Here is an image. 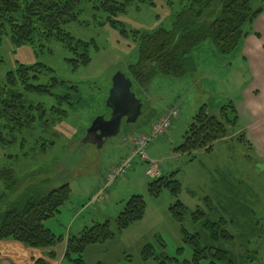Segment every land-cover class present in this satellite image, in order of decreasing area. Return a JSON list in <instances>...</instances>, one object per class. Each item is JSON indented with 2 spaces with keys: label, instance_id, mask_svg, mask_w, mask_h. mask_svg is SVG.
Here are the masks:
<instances>
[{
  "label": "rangeland",
  "instance_id": "1",
  "mask_svg": "<svg viewBox=\"0 0 264 264\" xmlns=\"http://www.w3.org/2000/svg\"><path fill=\"white\" fill-rule=\"evenodd\" d=\"M186 1L134 0L127 14L116 20L128 31L170 30L181 3ZM251 7L258 10L259 1L251 0ZM80 9L79 24H69L65 31L75 42L91 44L90 63L86 67L77 66L72 70L66 61L70 55L65 45L55 39L36 40L31 46L16 47L4 37L0 45V79L18 65L39 63L50 69L59 81L77 90L73 95L74 107L66 120L53 122L47 128L36 124L29 134L23 132L22 139L16 136L15 146H0V167L15 171L21 183L10 196L12 199L24 201L64 184L69 186V199L59 214L44 224L62 239L49 249L52 261L76 264L73 260H63L67 238L108 221L113 238L87 247L82 264H158L154 259H142L146 245L154 246L157 255L178 261L169 264H182L192 260L191 248L183 244L182 227L192 236L201 235L202 223L219 221L222 214L229 225L233 222L229 231L240 237L237 244L227 247L237 255L245 253L244 237L254 230V218H260L264 227V172L256 168L261 162L254 160L256 155L251 153L250 143L242 138L243 132L238 127L236 132L230 131L229 137L216 142L209 152L191 155L176 152L200 106L206 104L216 111L224 104L235 105L241 99L251 77L240 47L230 54H220L211 41H206L190 53L195 64L193 72L182 77L157 74L147 88L135 87L133 92L141 101L142 114L133 125L123 121L118 136L98 148L82 144L86 130L96 117H109L106 103L111 79L116 72H125L129 64L136 62L138 51L130 37L124 38L118 30L103 24L105 17L90 2H83ZM29 98V102L38 100ZM170 108H176L179 117L165 133L146 145L147 162L134 157L124 174L107 181L109 172L131 157L132 139L149 134L151 124ZM151 166L157 176L146 174ZM158 177L175 179L179 183L177 196L168 189H162L157 196L150 195L148 184ZM2 191L0 182V196ZM234 193L237 197L233 200L241 201L244 208L233 203V209L242 213L227 215L225 204ZM133 195H140L145 201L143 217L118 232L115 220ZM176 201L186 209L182 225L170 214ZM193 216L198 220L193 221ZM248 248L252 254L257 253L251 264H264V240L251 239ZM238 264H243L242 260Z\"/></svg>",
  "mask_w": 264,
  "mask_h": 264
},
{
  "label": "trees",
  "instance_id": "2",
  "mask_svg": "<svg viewBox=\"0 0 264 264\" xmlns=\"http://www.w3.org/2000/svg\"><path fill=\"white\" fill-rule=\"evenodd\" d=\"M85 1L105 17L103 24H108L118 30L122 37H130L136 43L138 58L122 72L131 81L132 91L135 87L147 88L157 74L182 77L193 72L195 64L190 53L206 41H211L220 54L232 53L250 34L253 21L264 8L253 10L251 0H187L181 3V10L175 14L170 30L160 28L148 33L128 31L116 20L127 14L134 0H0V45L4 37L16 47L31 46L36 40L55 39L65 45L70 55L66 61L72 70L77 66L86 67L90 63L91 44L75 42L65 31L67 25L78 23L82 13L80 6ZM44 79L47 81L45 84L42 83ZM76 92L74 86L59 81L50 69L39 63L18 65L16 70L6 72L0 79V146H15L16 136L22 139L23 132L29 134L36 124L47 128L53 122L66 120L74 107L73 95ZM28 96L38 98L37 102H29ZM172 111L177 112V117L172 120L174 122L179 117L177 110L171 109L159 117ZM160 118L151 124L150 130ZM238 122L233 103L224 104L216 111L204 104L193 116L176 152L188 155L209 152L216 142L229 137L230 131L236 132ZM20 146H23L21 142ZM17 179V174L11 168L0 167L3 186L0 196V203L3 202L0 207V241L11 240L27 248L48 251L62 239L44 224L59 214L62 205L69 199V186L64 184L37 198L19 201V198L10 197L21 184ZM162 189H168L177 196L179 183L171 177H158L148 184V192L152 196H157ZM233 197H237V194L230 196L225 204L224 212L227 215L242 213L233 209V203H237ZM238 202L244 208L242 202ZM144 211L143 197L131 196L115 220L118 232L139 221ZM170 214L182 225L186 209L176 201L170 208ZM192 220L197 221L198 218L193 216ZM254 220V230L244 237L242 250L245 253L241 255L227 247H233L235 242L237 244L240 237L229 231L233 222L230 221L229 225L224 214L219 221L203 222L201 235L196 233L192 236L182 227L183 244L192 250V260L182 264H238L241 260L243 264L253 263L257 253L252 254L253 251H249L247 246L251 239L264 240L260 218ZM113 236L108 221L85 228L78 235L67 238L63 260L82 264V255L87 247L103 244ZM141 257L144 261L154 259L158 264H169L170 261L178 263L177 259L157 255L152 245L142 249ZM36 264L48 262L38 260Z\"/></svg>",
  "mask_w": 264,
  "mask_h": 264
},
{
  "label": "crops",
  "instance_id": "3",
  "mask_svg": "<svg viewBox=\"0 0 264 264\" xmlns=\"http://www.w3.org/2000/svg\"><path fill=\"white\" fill-rule=\"evenodd\" d=\"M258 1L259 8L264 7V0ZM240 51L242 58L248 64L251 81L244 89L241 99L235 104L239 118L238 129L240 128L239 131L243 132L246 141L252 146L251 153L256 155L254 160L262 164L264 163V8L253 21L251 32L241 44ZM171 109L176 110V108L169 110ZM0 260L2 264H36L38 260L57 264L52 261L49 250L27 248L11 240L0 241Z\"/></svg>",
  "mask_w": 264,
  "mask_h": 264
},
{
  "label": "water",
  "instance_id": "4",
  "mask_svg": "<svg viewBox=\"0 0 264 264\" xmlns=\"http://www.w3.org/2000/svg\"><path fill=\"white\" fill-rule=\"evenodd\" d=\"M106 105L110 110L108 119L102 115L96 117L86 130L82 144L102 148L108 139L118 136L123 121L133 125L142 114V104L132 91L131 81L119 71L111 79ZM256 168L264 172V163L258 164Z\"/></svg>",
  "mask_w": 264,
  "mask_h": 264
},
{
  "label": "built area",
  "instance_id": "5",
  "mask_svg": "<svg viewBox=\"0 0 264 264\" xmlns=\"http://www.w3.org/2000/svg\"><path fill=\"white\" fill-rule=\"evenodd\" d=\"M176 117L177 112L172 111L169 114L162 116L158 120V122L154 123L149 134H140L138 136H135L132 139L131 157L123 160L119 166L112 169L107 176V181H113L118 176L124 174L130 166L131 159L134 157H138L141 161L147 162L148 159L144 152V148L150 141L156 140L159 136L165 133V131L169 129L172 120ZM146 174L149 176H157V173L154 171V168L152 166L146 171Z\"/></svg>",
  "mask_w": 264,
  "mask_h": 264
},
{
  "label": "flooded vegetation",
  "instance_id": "6",
  "mask_svg": "<svg viewBox=\"0 0 264 264\" xmlns=\"http://www.w3.org/2000/svg\"><path fill=\"white\" fill-rule=\"evenodd\" d=\"M105 119H108V118L105 117Z\"/></svg>",
  "mask_w": 264,
  "mask_h": 264
}]
</instances>
